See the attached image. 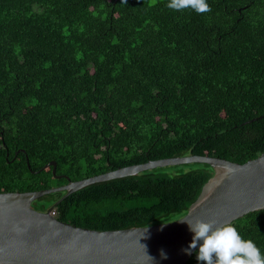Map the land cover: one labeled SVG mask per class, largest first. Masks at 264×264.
<instances>
[{"label":"trees","instance_id":"obj_1","mask_svg":"<svg viewBox=\"0 0 264 264\" xmlns=\"http://www.w3.org/2000/svg\"><path fill=\"white\" fill-rule=\"evenodd\" d=\"M168 3L0 0V193L166 158L243 164L264 153V0H206L201 14ZM214 173L167 166L31 207L57 204L58 220L83 228L148 227L184 217ZM230 224L264 257V210ZM198 249L187 264H204Z\"/></svg>","mask_w":264,"mask_h":264},{"label":"water","instance_id":"obj_2","mask_svg":"<svg viewBox=\"0 0 264 264\" xmlns=\"http://www.w3.org/2000/svg\"><path fill=\"white\" fill-rule=\"evenodd\" d=\"M194 163L211 165L214 176L188 213L174 222L102 231L55 217L57 204L87 186ZM49 165H53L55 175L56 163ZM57 191L67 193L53 207L46 211L31 207L35 200ZM259 210H264V153L243 164L198 155L149 161L88 179L69 180L59 188L0 193V264H187L199 245L191 254L186 253L194 233L185 218L192 222L214 220L222 227Z\"/></svg>","mask_w":264,"mask_h":264},{"label":"clouds","instance_id":"obj_3","mask_svg":"<svg viewBox=\"0 0 264 264\" xmlns=\"http://www.w3.org/2000/svg\"><path fill=\"white\" fill-rule=\"evenodd\" d=\"M167 7L175 11L191 9L198 14L211 11L206 0H169ZM184 220L194 233L192 242L185 251L191 254V250L199 245L196 255L198 261L204 264H264L260 249L252 240L242 239L231 224L221 227L217 226L214 220L208 222L199 219L192 222L188 218Z\"/></svg>","mask_w":264,"mask_h":264}]
</instances>
